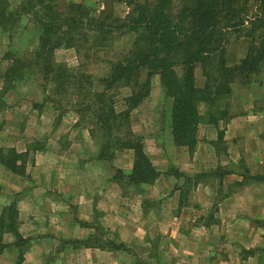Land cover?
<instances>
[{
  "label": "rangeland",
  "instance_id": "rangeland-1",
  "mask_svg": "<svg viewBox=\"0 0 264 264\" xmlns=\"http://www.w3.org/2000/svg\"><path fill=\"white\" fill-rule=\"evenodd\" d=\"M64 1L83 5L93 17H97L103 8L102 3L97 0ZM21 2L22 0H5V11L18 10ZM179 3L180 0H172L174 10L178 8ZM127 11L128 8L123 3L115 2L112 4V13L115 17L123 18ZM12 27L13 31L8 32L0 26V147L3 149L4 155L12 156L9 154V150L13 149L16 154L20 155L21 160L25 161V174L22 175L25 178L24 181H29V184L32 183L30 180V169L33 166L35 155L47 149H53L58 154H62L72 144V150L61 155L65 160L63 163L61 162L64 168L73 166L81 168L84 167L85 163L92 160L101 161L104 175L117 184L122 197L132 198L138 196L139 193L141 195L142 191L134 187V183L130 182L127 177L129 175L127 171L132 159H134L133 150L113 146L114 142L111 138V135H113L120 137V139H126L125 135L127 136L128 133H131L130 141H134L141 146L143 139L155 156L152 160L155 163L154 166L159 169L160 176L153 181L154 183L159 185L164 182L165 187H171L172 183L177 181L172 176L174 171L179 170L180 166L185 169L182 170L185 175L177 171L179 174L184 175L180 176L181 179L178 182L185 183L180 194L185 197V201L187 199L191 201L192 186L196 180L193 179L194 176H192L191 169H189L191 156L184 152L185 154H179L176 160L172 159L176 153V146L173 145V140H170V101L163 98L157 76L150 78L148 97L136 109L130 111L129 120L127 124L123 125V128L118 130L110 129L109 132H105L94 118L95 109L99 107V104L94 102V94L104 91L101 86H98V80L105 78L110 71L111 65L130 50L134 40L132 33L118 36L111 45L105 48L90 50L61 48L56 50L54 53L55 62L72 70V77L74 76L75 78L74 82L77 85H81L80 91H76L72 87L73 81H71V86L69 85L70 81H68L65 84V91L56 95L53 94L52 87L47 86L45 88L46 84L43 81V76L38 72L29 69L22 70V68L18 67V61L29 60L32 50L37 44L39 35L37 26L32 22L29 15L21 14ZM229 53L228 59L231 62L235 61V58L243 54L242 46L232 47ZM80 74L90 77V86L78 82L76 77ZM195 76L197 86L202 87L204 80L199 67ZM141 77V79L145 78L144 75ZM231 88L233 93L228 103H241V112L245 111L248 123L256 126L254 129H248L247 131L248 139L254 133L256 138L245 143L244 148L248 153V166H245L244 161H242L241 166L244 165V167L241 170H246V173L249 174V169H251L253 170V175L258 176V174L264 173V74L260 73L252 76L248 85H241L239 82H235L231 85ZM130 92L128 88L107 91V98H110L109 103L111 105L113 103L116 112L125 109L122 98L130 95ZM199 112L200 114L204 113L203 104L199 105ZM14 119H17V122H14ZM214 134L218 135L217 132L213 131L211 125L201 123L197 137L198 139L199 137L204 139L214 136ZM84 135L87 138L83 142H69L68 140L69 136L81 139ZM83 156L88 157L89 160H83ZM76 158L79 159L77 160ZM46 162L53 163L48 158ZM61 163H57V165L59 166ZM165 171L170 172L171 176L169 175L166 178L167 176L165 177L164 175L166 174L164 173ZM35 174L37 175L36 172ZM200 180L205 183H213V180H208L207 177ZM229 181H231V178ZM245 181L250 182L252 180L249 176H246ZM160 185L162 186L163 184ZM235 185L232 182L229 194L235 190ZM135 186H139V184ZM155 187L157 188L151 189V193L147 194L153 198L157 196L159 198L160 193L166 195L163 196L167 200V206L164 207L166 209L164 212H166L167 222L164 223V226L169 232L174 231L177 225V222L173 220V216L177 213L176 196L173 195L175 190L165 188L161 191L158 186ZM252 188L257 189H249L248 194L255 195L261 191L259 186ZM170 192H173L172 195ZM207 192L205 190L206 194ZM2 197L7 201L8 205L2 208L0 217L1 215L4 217L5 222L11 226L14 233L12 232L9 244L7 239L3 237V234L7 232H3L0 235V253L5 247H13L15 252L0 260V264L7 262L22 264L25 260L23 252L27 249L29 243L27 239L22 238L21 234H16V228L18 227L17 216L13 215L15 212L17 214L16 195L11 191L3 192L0 187V201L3 200ZM151 199L149 197L141 205V210L139 209L141 213L144 212V209L148 211L151 208V204H153L154 208L158 200ZM132 205L136 204L132 203ZM136 211H132L136 217H130L129 222L126 223L127 230L138 229L139 236L135 240L126 243L129 238L126 237L128 232L125 231L122 234L125 242H122L120 241V236L118 237L117 231L105 229L98 225L92 227L96 231L92 237L89 236L85 240L86 245L97 246L98 249H103L104 251L117 250L125 253L134 257L135 264H163L160 249L164 250L167 243L159 234H156L160 229L158 223L154 220L149 223L154 235L152 239L149 238L147 234H144L143 228L146 224L139 219V211ZM7 214L9 215V220ZM187 224L189 225L190 223ZM90 225L93 226V223ZM144 248H150V252L145 253ZM47 258L49 259L50 255ZM261 261L264 264V256Z\"/></svg>",
  "mask_w": 264,
  "mask_h": 264
},
{
  "label": "trees",
  "instance_id": "trees-1",
  "mask_svg": "<svg viewBox=\"0 0 264 264\" xmlns=\"http://www.w3.org/2000/svg\"><path fill=\"white\" fill-rule=\"evenodd\" d=\"M4 1L0 0L2 28L12 32L19 15L26 14L39 30L29 60L18 61V67L38 72L45 88L52 87L56 95L65 91L68 81L70 86L73 81L76 91L81 89L74 82L72 70L55 62L56 50L105 48L118 36L134 35L130 50L97 83L104 91L94 94L93 101L99 104L94 118L105 132L127 124L130 111L148 97L150 78L157 76L163 98L170 101L173 144L191 154L201 123L217 127L218 122L229 118L231 85H248L252 76L264 74V0H180L176 10L172 0H97L103 5L97 17L91 16L83 5L64 0H22L18 10L9 12L5 11ZM115 2L128 8L123 18L113 15ZM234 46H242L243 57L231 62L228 51ZM198 67L204 80L202 87L196 82ZM142 75L145 78L141 79ZM76 78L91 85L88 75ZM119 88L131 92L122 98L125 109L116 112L106 93ZM200 104L204 105L203 114L199 112ZM130 136L128 133L126 139H120L111 135L113 146L133 150L128 180L149 184L159 174L142 147L129 140ZM9 154L12 156L4 155L0 147V165L13 174L24 175L25 161L13 149ZM174 176L184 175L174 171ZM249 178L264 183V174ZM3 232L14 233L1 215L0 235Z\"/></svg>",
  "mask_w": 264,
  "mask_h": 264
},
{
  "label": "crops",
  "instance_id": "crops-1",
  "mask_svg": "<svg viewBox=\"0 0 264 264\" xmlns=\"http://www.w3.org/2000/svg\"><path fill=\"white\" fill-rule=\"evenodd\" d=\"M242 57L239 55L235 62ZM232 93L231 88V95ZM240 105L241 103L229 104V118L225 122H218L217 127L212 126L218 135L214 134L204 139L199 137L197 140L189 159V169L194 176L193 179H196L192 186L191 201L190 199L185 201V197L180 194L185 183H178L181 178L174 175L172 176L177 181L172 183L171 187H165L164 182L160 183L162 186L154 182L138 183L139 186H135L134 183V187L142 191V194L139 193L137 198L122 197L117 184L104 175L101 161L92 160L81 168L63 167L62 163L65 160L61 155L71 151L72 144L62 154L47 149L35 155L30 169L31 184L24 181L23 176L13 174L0 165L2 191H11L16 195L18 225L16 234H21L29 243L23 252L25 260L22 264H135L134 257L117 250L104 251L97 246H87L85 240L95 234L96 229L92 227L99 225L117 231L122 242H125L122 234L127 231L126 237L129 241L126 239V243H130L139 236L137 228L126 229L130 217H136L132 212L136 210L139 211V219L146 224L143 228L144 234L149 238L152 239L154 236L149 223L153 220L158 223L160 229L156 234L167 243L164 250L160 249L163 264H262L264 183L255 180L246 182V176L257 175H253L251 169L249 174L246 170H241L244 167L241 166L242 161L248 166L245 143L256 138L254 133L248 139L247 131L256 126L248 123L246 113L241 112ZM14 122H17V119H14ZM171 137L170 135V140ZM86 138L85 135L81 139L69 136L68 140L83 142ZM141 147L160 176V171L152 160L155 156L143 139ZM175 150L176 153L172 157L174 160L179 154L188 153L184 147L176 146ZM47 158L53 163H47ZM82 158L89 160L86 156ZM133 161L132 159L127 171L129 173ZM57 163L61 164L58 166ZM182 170L185 169L180 166L177 171L185 175ZM164 173L166 178L171 176L168 171ZM205 177L213 180V183L200 180ZM232 182L236 187L229 194ZM155 186L161 191L165 188L175 190L173 195L176 196L177 213L173 220L177 225L174 231L169 232L164 226L167 222L164 212L167 200L163 196L166 195L160 193L159 198L158 196L153 198L147 194L151 193V189L157 188ZM258 186L261 187L259 194H248L249 189H257L252 187ZM205 190L208 191L207 194ZM173 192H170L171 195ZM148 196L152 198L151 200L158 201L154 208L151 204L147 212L144 209L141 213V205L148 200ZM7 205L3 198L0 201V212ZM11 236L12 232L3 234L8 244ZM14 252L13 247H5L0 253V260ZM144 252L149 253L150 248H144Z\"/></svg>",
  "mask_w": 264,
  "mask_h": 264
}]
</instances>
